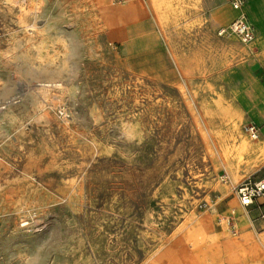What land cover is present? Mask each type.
<instances>
[{
    "label": "rangeland",
    "instance_id": "obj_1",
    "mask_svg": "<svg viewBox=\"0 0 264 264\" xmlns=\"http://www.w3.org/2000/svg\"><path fill=\"white\" fill-rule=\"evenodd\" d=\"M126 1L0 0V264H145L207 221L264 252V200L231 192L264 161L233 182L212 137L262 146L255 102L233 137L204 113L250 84L259 47L219 35L233 0H168L164 23L136 0L107 27L103 8Z\"/></svg>",
    "mask_w": 264,
    "mask_h": 264
},
{
    "label": "bare ground",
    "instance_id": "obj_2",
    "mask_svg": "<svg viewBox=\"0 0 264 264\" xmlns=\"http://www.w3.org/2000/svg\"><path fill=\"white\" fill-rule=\"evenodd\" d=\"M138 4L139 2H137L136 0H127L126 2L120 4L117 7H104L103 13L107 27H119L124 21L123 13L125 12L130 13L132 17L135 18V14L138 13V9H134L133 6ZM147 6L150 12L156 15V18L159 22H166L167 14L162 15L159 11L161 9H164V12L170 11L171 7L168 0H149ZM228 11L230 12V10ZM259 26L260 27L258 30L260 32V37H262L263 39L262 45H264V27H262L261 25ZM259 61L264 66V59L261 58V60ZM242 87V91L239 95H226L222 93L218 96L217 100L209 103V107H204V113L207 116H216L222 126L228 127L230 131L229 135L231 137L239 134V128L243 121L242 111L248 110L254 102H257V104L259 102L256 97L257 94L252 95V89L250 87V84H243ZM227 98H230L231 100L229 105L223 104V101H225ZM237 102L241 104L242 108L236 107L235 103ZM223 133L219 131L213 132L212 137L217 141V150L220 156L223 158V164L229 174V178L231 179V181L234 182L241 178L242 173L247 174L251 172L252 174V172H254L256 168H258V166L264 161V142L262 143L263 145L260 146L258 144L252 143L251 141H249V139L247 141V139L244 138L243 135H240L239 143L234 146L232 144L233 147H228L226 144H224L226 133ZM208 134H211V132H208ZM253 155L257 156L253 157ZM243 221L245 222L244 217ZM207 224L208 226H211L213 223L208 221ZM200 226L201 223L195 224L192 230H188L184 238H179L175 240L171 247H165L164 245L162 246V248L160 247L161 249L159 248L160 250H157V252L155 251L156 253L150 256L145 264H182V261L180 257H178V254H180V251L183 249V247L191 246L193 249L196 250L202 243V240L204 238V234L202 232H207L208 230H210V228H205L202 231L200 229ZM167 241H169V239Z\"/></svg>",
    "mask_w": 264,
    "mask_h": 264
},
{
    "label": "crops",
    "instance_id": "obj_3",
    "mask_svg": "<svg viewBox=\"0 0 264 264\" xmlns=\"http://www.w3.org/2000/svg\"><path fill=\"white\" fill-rule=\"evenodd\" d=\"M263 9L264 0H248L246 5L242 6V13L245 16L246 22L249 26L252 27L255 33V38L252 41L253 44L248 48L254 49L256 46H258L260 50L256 58L252 59V64L250 66H248V63L246 64V66L249 67V70L246 71L247 76L246 78L244 76V78L246 80H249L250 87L252 89V95L257 94L256 97L259 102L258 104L257 102L253 104L255 106V110L253 111L254 113H256H253L254 121L256 124L261 125V130H259V138L262 137L264 142V66L259 61L260 57L264 59V46L262 45V37L258 36L259 30L256 25L257 23L264 21L262 13L264 11ZM225 13L226 15L228 13V15L232 17V20L234 19L235 12L232 10V8L230 12L227 10ZM261 26L264 27L263 24H261ZM100 34L103 38L100 44V49L102 55H104L105 21L103 19L101 22ZM233 187L231 188V192L239 204L237 197L233 193ZM219 193L220 195H222L223 190L221 189ZM239 206L241 208H245L240 204ZM262 210H264V208H262ZM206 215L210 216L208 213H206L205 216ZM244 219L246 222V216H244ZM207 222L200 226V229L202 231L205 228H210V230L207 229V232H202L204 234V238L199 247L195 250L191 246H186L183 247V249L180 251V254H178V257H180L182 264H264V252L262 249V245L260 244V241L256 239L255 234L250 232H241L236 235V238H232V236H229L228 232L224 231L223 228L222 233L212 232L214 226L213 224L211 226H208ZM239 222L245 223L243 221V218H241ZM259 223H264V221H260L258 222V224ZM262 239L264 240V237H262ZM217 241H219V244L217 243ZM188 248L190 249L188 250ZM190 253H192L193 257L186 260L187 257H191Z\"/></svg>",
    "mask_w": 264,
    "mask_h": 264
},
{
    "label": "built area",
    "instance_id": "obj_4",
    "mask_svg": "<svg viewBox=\"0 0 264 264\" xmlns=\"http://www.w3.org/2000/svg\"><path fill=\"white\" fill-rule=\"evenodd\" d=\"M111 2H119L122 0H110ZM243 0H233L232 7L239 13L230 22L227 28L220 30L219 35L233 34L239 37L245 43H251L255 38V33L251 26L246 22L245 16L242 13ZM246 131L252 140L259 137V130L255 125H250ZM233 193L237 197L239 204L242 207L251 206L256 200L264 199V177L258 181L245 179L233 187Z\"/></svg>",
    "mask_w": 264,
    "mask_h": 264
}]
</instances>
